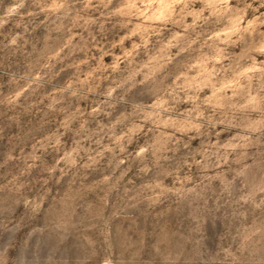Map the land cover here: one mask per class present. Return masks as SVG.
<instances>
[{
  "label": "rangeland",
  "instance_id": "rangeland-1",
  "mask_svg": "<svg viewBox=\"0 0 264 264\" xmlns=\"http://www.w3.org/2000/svg\"><path fill=\"white\" fill-rule=\"evenodd\" d=\"M0 264H264V0H0Z\"/></svg>",
  "mask_w": 264,
  "mask_h": 264
}]
</instances>
